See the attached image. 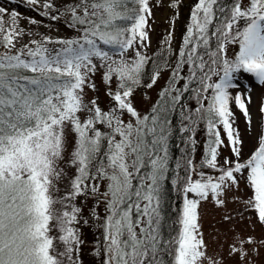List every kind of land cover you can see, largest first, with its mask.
<instances>
[{
    "label": "snow or ice",
    "instance_id": "snow-or-ice-1",
    "mask_svg": "<svg viewBox=\"0 0 264 264\" xmlns=\"http://www.w3.org/2000/svg\"><path fill=\"white\" fill-rule=\"evenodd\" d=\"M42 7L48 15L54 4L46 2ZM5 14L0 7V264H82L81 229L89 220L76 204L80 197L94 198L97 207L104 205L103 217L95 208L91 213L101 229L95 249L101 264H203L206 259L216 264L207 257L199 207L209 197L217 207H224V197L239 188L240 178L251 192L244 202L246 209L264 224V134L258 135L257 146L244 158L231 107L234 103L251 125L246 103L250 96L233 95L232 90L240 86L238 73L251 74L264 85V0H232L228 8L219 0H197L172 79L146 114L135 106L134 93L151 59L143 51L150 44V0H78L65 7L64 14L68 26L80 35L56 41L59 48L47 46L52 43L49 37L18 47L26 33L19 27L17 13L12 12L7 21ZM51 19L60 15L52 14ZM170 40L171 35L165 43ZM231 44L239 47L234 58L226 54ZM186 65L187 82L177 88L185 79L181 73ZM159 67L148 88L159 79ZM98 72L110 99L107 108L98 98L85 99V88L96 90ZM194 83L198 87L190 89ZM190 90L198 107L183 114L188 123L181 131L190 134L194 150L195 128L200 120L206 122L208 139L201 166L215 175L197 172L192 159L186 161L178 227L163 239L169 117ZM69 131L74 134L70 155ZM222 147H229L232 155L221 159ZM64 163L75 174L67 190L57 195L66 176ZM172 183L179 184L180 178ZM254 243L251 236L240 238L230 254L245 260L248 246Z\"/></svg>",
    "mask_w": 264,
    "mask_h": 264
},
{
    "label": "rangeland",
    "instance_id": "rangeland-1",
    "mask_svg": "<svg viewBox=\"0 0 264 264\" xmlns=\"http://www.w3.org/2000/svg\"><path fill=\"white\" fill-rule=\"evenodd\" d=\"M75 0H38L39 3L54 2L58 5H65L74 2ZM179 3V7H171L172 3ZM152 5V17L149 19V40L150 44L143 50L149 57L156 46V35L159 30L165 31L168 36L171 35V46L173 54H178L183 45V37L186 35V28L190 25V11L197 3V0H150ZM247 3V0H244ZM41 4V6L43 5ZM0 7H2L0 5ZM12 11L6 10L4 19L7 21L10 18ZM18 14V13H17ZM36 20L37 23L33 24L30 21ZM18 23L26 33L20 40L18 47L27 43L31 39H42L44 37L51 38L52 41L62 40L66 38H78L79 34L68 31L60 26H53L47 22L40 21L39 19H32L27 16L18 14ZM48 47L59 48L58 43L48 44ZM0 51H3L0 48ZM238 44H231L227 49V56L234 58L238 53ZM131 55V52H129ZM118 58V57H117ZM147 68H145L146 70ZM170 72L164 71L161 73L157 82L153 87H142L134 93L135 106L142 113H147L150 108L157 102L160 97V92L167 84ZM96 83V90L85 88V99L98 98V102L102 107L107 108L110 103L109 97L106 93V86L102 81L101 73H96L94 77ZM237 82L240 85L238 88L233 89V95L243 93L244 96L251 98L250 103L246 101L249 115L252 123L248 124L247 118L243 115L242 111H234V127L237 128L243 139V157L247 158L257 146L258 135L264 134V85L259 84L255 77L248 73H238ZM115 83L112 87L115 88ZM127 119V117H125ZM225 145L228 144L226 137L223 134ZM68 141V154L70 155L72 145L74 142V134L70 131L67 135ZM221 159L223 157H230L231 151L229 147H222L220 149ZM204 159V158H203ZM203 161V160H202ZM202 161L199 167H202ZM64 168L66 176L58 187L60 192L57 195H62L66 190V185L69 179L75 174V169L68 163L61 165ZM196 166L197 172L200 168ZM206 174L215 175L214 170H203ZM195 178V176H194ZM104 185H101L103 190ZM181 191V190H180ZM251 195L249 188L243 178H240L239 188L229 190L224 197L226 204L224 207H217L214 204L212 197L208 200L202 201L199 207L201 232L206 243L207 257L214 260L216 264H264V224H261L254 212L249 211L245 207V200ZM182 196V191H181ZM183 198V197H182ZM77 206L83 208V216L88 218L91 216L92 209L95 208L96 212L102 217L105 215L104 205L96 206V202L92 197H80L76 201ZM183 207V206H182ZM179 207L178 213L182 210ZM178 214V216H179ZM230 216L231 219H225ZM83 239L85 244L79 253V259L82 264H99L98 261L90 257L89 252L91 244H89L87 229L82 226ZM251 236L255 243L249 245L248 249L250 255L247 259L241 260L238 255L230 254V248L238 239ZM203 264H209V260L203 261Z\"/></svg>",
    "mask_w": 264,
    "mask_h": 264
},
{
    "label": "trees",
    "instance_id": "trees-1",
    "mask_svg": "<svg viewBox=\"0 0 264 264\" xmlns=\"http://www.w3.org/2000/svg\"><path fill=\"white\" fill-rule=\"evenodd\" d=\"M76 2H78V0H75L72 3L65 5H58L52 2L54 4V7L48 15H45L48 10L41 6V4L43 3L39 2L36 4H31L29 3V0H0V5L6 10L21 14L23 16H27L32 19H39L40 21L47 22L53 26H60L64 29H67L68 31H73L80 35L77 30L68 26L69 17L64 14V8L67 6H71L73 3ZM219 3L228 8L231 7L232 0H219ZM57 10H59V12H57ZM52 14L60 15V19L52 20ZM167 37L168 34L165 31H158L156 35L157 42L155 49L149 56L151 59L145 66V68L147 69L144 71L141 86L138 87L136 90H139L142 87H147V84L151 82V76L154 71L157 70L158 65L160 66L159 70L161 73L164 71L170 72V76L165 86L168 87L169 81L172 79V70L178 60V54H173V48L171 46L170 41L167 44L165 43V39ZM56 41H52V43L50 44L56 43ZM215 42V37H212V39L210 40V44L212 45L213 50H215ZM169 47L171 48V51H169ZM49 48L52 47L49 46ZM181 74L185 77V79L180 80L177 83V88H182L183 85L187 82V77L189 74V67L187 65L184 67ZM196 87H198V85H196L195 83L190 85V89ZM158 100H160V97L158 98ZM206 103L207 101H205V104ZM196 107H198V104L195 97V93L191 90L188 92H184L180 104L176 106L175 111H173L169 117L171 120L170 127L172 134L168 140V171L166 173V179L163 181L162 184L161 213L163 219L161 221V234L163 239H168L171 235H174L175 229L178 227V210L179 207L183 206V198L181 196L180 184L183 183L182 178L185 176L186 173V161L188 159H192L193 164L199 167L200 161L203 160L206 154V142L208 139V135L205 121L200 120L195 128L194 139L196 143L194 146V150L189 139L190 134L181 131L182 127L188 123V121H185L183 119V114L192 112V110H194ZM231 107L233 113H235L234 111H238V107L234 103ZM223 158L224 157L222 156V159ZM178 163L181 165L180 168H177ZM199 168L200 171H202V169L209 170L207 167ZM178 178H180V183L174 185L172 181ZM83 218L89 220V223L84 226L87 229L89 244H91V251L89 252L90 257L93 260L98 261L99 264H101V257L95 254V249L98 247L97 241L99 239H102L101 229L98 227V222H95L92 216H88V218L83 216Z\"/></svg>",
    "mask_w": 264,
    "mask_h": 264
}]
</instances>
